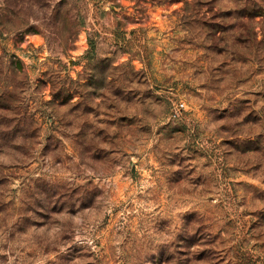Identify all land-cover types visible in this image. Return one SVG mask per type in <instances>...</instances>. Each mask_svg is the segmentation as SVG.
Segmentation results:
<instances>
[{
  "label": "rangeland",
  "instance_id": "1",
  "mask_svg": "<svg viewBox=\"0 0 264 264\" xmlns=\"http://www.w3.org/2000/svg\"><path fill=\"white\" fill-rule=\"evenodd\" d=\"M0 264H264V0H0Z\"/></svg>",
  "mask_w": 264,
  "mask_h": 264
},
{
  "label": "trees",
  "instance_id": "2",
  "mask_svg": "<svg viewBox=\"0 0 264 264\" xmlns=\"http://www.w3.org/2000/svg\"><path fill=\"white\" fill-rule=\"evenodd\" d=\"M96 43L92 38H89V52H95Z\"/></svg>",
  "mask_w": 264,
  "mask_h": 264
},
{
  "label": "built area",
  "instance_id": "3",
  "mask_svg": "<svg viewBox=\"0 0 264 264\" xmlns=\"http://www.w3.org/2000/svg\"><path fill=\"white\" fill-rule=\"evenodd\" d=\"M182 108H185V103L184 102H180L179 106H177L176 110L174 111V117L177 115V112L179 110H181Z\"/></svg>",
  "mask_w": 264,
  "mask_h": 264
}]
</instances>
